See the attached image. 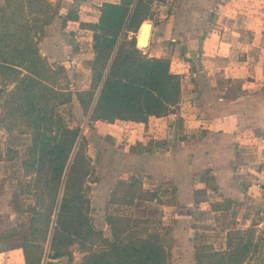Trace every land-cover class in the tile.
I'll return each mask as SVG.
<instances>
[{"label":"trees","instance_id":"trees-1","mask_svg":"<svg viewBox=\"0 0 264 264\" xmlns=\"http://www.w3.org/2000/svg\"><path fill=\"white\" fill-rule=\"evenodd\" d=\"M164 1H104L93 22L80 21L74 9L66 12L62 27L74 20L92 32L93 83L77 93L55 84L61 67L51 68L38 46L45 28L59 16L61 0H3L0 5V94L5 95L0 122L7 130L19 127L30 135L21 162L23 175L30 177L20 192L32 193L35 200L26 210L31 212L28 228L5 229L0 239L19 237L24 264L172 263L162 219L106 212L110 236L95 226L85 198V183L94 172L92 159L80 127L70 124L60 110L71 104L74 94L89 112V121L146 123L150 116L176 110L180 76L170 71L169 58L149 56L136 46L139 26L154 19V2ZM13 152L6 160L17 155ZM140 200L176 203L173 195L163 197L159 188H145L141 175L130 173L116 180L106 206ZM237 204L225 197L212 201L210 209L229 211ZM254 226L227 228L224 248L192 233L194 264H264V237L255 234ZM73 246L81 255L78 260Z\"/></svg>","mask_w":264,"mask_h":264},{"label":"crops","instance_id":"crops-1","mask_svg":"<svg viewBox=\"0 0 264 264\" xmlns=\"http://www.w3.org/2000/svg\"><path fill=\"white\" fill-rule=\"evenodd\" d=\"M104 1L118 0H61L59 16L47 27L56 20L61 24L69 9L76 10L80 21H96ZM153 9L161 19L146 21L148 38L139 48L169 58L170 71L180 76L181 95L176 110L167 115L150 116L146 123L114 121L148 147L133 157L146 172L144 160L174 162L191 155L199 166L207 159L220 189L241 197L252 191L264 202V0H165L154 2ZM69 24L80 27L79 21L68 20L63 31ZM186 132L191 135L180 138ZM239 153L246 156L239 166L243 179H234ZM218 166L228 168L226 185L218 182ZM20 250L0 239V264H24Z\"/></svg>","mask_w":264,"mask_h":264},{"label":"rangeland","instance_id":"rangeland-1","mask_svg":"<svg viewBox=\"0 0 264 264\" xmlns=\"http://www.w3.org/2000/svg\"><path fill=\"white\" fill-rule=\"evenodd\" d=\"M160 19L161 17L158 16L147 19L144 25L146 21L156 24ZM56 21L46 28L40 38L39 50L48 58V65L51 68L61 67L55 74V84L77 93L93 83L92 32L75 27L73 24H69L63 31L60 20ZM144 25L139 33V46L142 45ZM131 34L130 32L129 35ZM137 34L138 31L136 36ZM142 51H146V48H142ZM4 96V93L0 94V113ZM60 110L70 124L80 127V135L84 137L87 155L92 159L94 172L88 176L85 183V198L88 200V210L95 226L102 229L105 236H110L109 225L104 220L106 212L162 219L161 231L165 234L171 250V264H194L190 240L192 233L202 235L216 248L225 247V233L230 226L245 229L251 223H255V234L264 237V221L261 219L264 215V202L259 195L251 191L241 197L235 192L220 189L221 185L215 181L216 178L206 167L207 159L199 161L195 158L199 161V166L194 163L196 161L191 155L183 159L185 162L178 160L169 162L167 159L144 160L147 163L146 172L141 167V160L133 157L143 155L144 142L142 145L136 142L138 140L129 135L128 128L119 126L120 124L114 121H89V112L84 111L75 94L71 104L61 106ZM190 128L191 126H188L187 131L190 132ZM187 135L191 134L186 132L180 138L183 136L186 138ZM191 140L192 137L188 139ZM28 144H30L28 133H21L19 127L7 130L0 122V159L3 160L0 163V232L11 227L25 230L29 225L31 212L26 210L29 205L35 203L34 196L32 193L20 192V185L30 177L23 175L21 164L26 156ZM145 147L147 150L148 147ZM235 148L239 149V146L236 145ZM14 150L17 151V155L11 160H6V157L14 155ZM240 154L233 164L236 168L234 179H243L239 173V166L245 161L246 156L241 154L240 157ZM227 169L225 166L217 167L220 184L227 183ZM130 173H139L145 188H159L163 197L173 195L176 203L164 205L140 200L131 205L117 202L106 206V200L116 180ZM226 194L238 204L229 211H212L210 203L223 201ZM1 239L7 246L19 245L18 236ZM47 244L45 248L48 247ZM73 249L75 260H78L81 255L76 251V246H73ZM20 251L22 252V249ZM60 261H65V258H61Z\"/></svg>","mask_w":264,"mask_h":264},{"label":"bare ground","instance_id":"bare-ground-1","mask_svg":"<svg viewBox=\"0 0 264 264\" xmlns=\"http://www.w3.org/2000/svg\"><path fill=\"white\" fill-rule=\"evenodd\" d=\"M148 33H149V24L145 23L144 28H143V32H142V41H141L142 45L144 43H146L147 38H148Z\"/></svg>","mask_w":264,"mask_h":264},{"label":"built area","instance_id":"built-area-1","mask_svg":"<svg viewBox=\"0 0 264 264\" xmlns=\"http://www.w3.org/2000/svg\"><path fill=\"white\" fill-rule=\"evenodd\" d=\"M69 59H71L70 56H69ZM70 66H71V64H70ZM172 115H173V118L176 119L177 113L174 112V113H172ZM167 129H168V130H171V129H172V121H170V122L168 123V125H167ZM260 141H263V142H264V135H263L262 137H260Z\"/></svg>","mask_w":264,"mask_h":264},{"label":"water","instance_id":"water-1","mask_svg":"<svg viewBox=\"0 0 264 264\" xmlns=\"http://www.w3.org/2000/svg\"><path fill=\"white\" fill-rule=\"evenodd\" d=\"M143 24H144V21L141 23V25H140V27H139V29H138V32H139V30L141 29V27L143 26ZM125 28H126V25H124V28H123V31L122 32H124L125 31ZM139 42H140V39H139V37H138V35L136 36V46L137 47H140L139 46ZM141 47H144V46H141ZM105 75H106V73L104 74V77H105ZM94 102H95V100H94ZM94 104V103H93ZM92 107H93V105H92ZM92 107H91V109H92Z\"/></svg>","mask_w":264,"mask_h":264}]
</instances>
